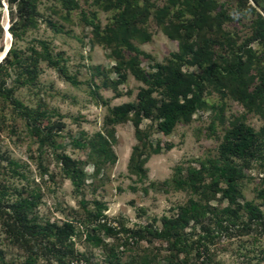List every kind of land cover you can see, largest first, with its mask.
I'll return each instance as SVG.
<instances>
[{"label": "rangeland", "instance_id": "374dc122", "mask_svg": "<svg viewBox=\"0 0 264 264\" xmlns=\"http://www.w3.org/2000/svg\"><path fill=\"white\" fill-rule=\"evenodd\" d=\"M75 1L76 8L67 10L57 0H34V25L25 29L17 46L28 53L27 49L36 40H44L52 54L60 58L59 65L77 83H69L42 61L35 79L17 87L14 94L26 106L47 113L48 118L39 121L43 126L48 120L61 122L63 128L54 137L57 152L83 161L87 150L74 148L71 138L87 140L102 130L109 109L136 101L143 84L130 71L134 61L145 73L154 71L155 64L179 53L180 36L187 44L194 45L203 58H208L204 66L227 64L232 54L245 50L241 43L250 35L255 12L264 17V0H246V3L215 0L217 9L211 16L219 11L225 15L220 19L208 17L201 29L189 31L196 0H189L188 4L179 0L174 5L167 0H138L141 13L133 19L127 35L136 52L100 42L119 12L113 5L114 0ZM0 3L1 54L12 41L6 34L11 23L18 21L14 24L18 33L23 27L16 17L10 20L6 1L0 0ZM90 14H94L100 26L99 35L82 18L83 15L90 18ZM146 36L148 39L144 40ZM250 47L255 55L259 54L258 43L252 42ZM179 63L185 73H202V67L196 64L189 65L184 60ZM12 78L0 74V80L9 86ZM202 100L203 105L187 120L178 122L167 136L157 131L155 121H140L148 146L141 157V175L128 170L132 148L139 145L133 124L130 121L116 124L112 143L115 164L102 167L99 163H87L84 186L78 195L59 174L51 150L46 149L39 156L35 138L10 108L0 103V111L5 114V124L0 125V156L18 164L13 172L7 161L0 160V249L5 262L22 264L32 258L33 264H56L35 257L29 248L14 246L2 225L6 206L28 197L35 202L30 216L58 224L73 222L77 260L69 264H264V231L251 227L245 235H238L246 232L241 222L225 229L227 222L223 221L220 210L227 203L219 194L209 201L205 218L198 223L191 221L179 231L178 249L172 244V230L163 228V218L173 219L190 199L199 200V195L178 189L172 182L175 177L183 178L188 168L198 169L201 163L216 160L224 135L235 120L255 131L264 128V101L241 102L226 89L219 90L209 84L204 87ZM156 146L160 150L155 153ZM244 174L245 178L238 181L243 200L252 201L264 210L256 197L262 186L264 161H251L244 168ZM81 199L104 203V217L99 222L87 215L82 217L78 204ZM88 207L92 209L90 204ZM245 220L244 215L241 221ZM217 221L222 222V227L217 226ZM101 224L114 228V234L104 232ZM201 226L209 230L203 231ZM134 232L144 237L138 239ZM156 232L161 236H155ZM87 235L100 239V245L95 246L93 240L86 239Z\"/></svg>", "mask_w": 264, "mask_h": 264}, {"label": "trees", "instance_id": "16d2710c", "mask_svg": "<svg viewBox=\"0 0 264 264\" xmlns=\"http://www.w3.org/2000/svg\"><path fill=\"white\" fill-rule=\"evenodd\" d=\"M9 9L11 21L13 17L22 21V32L14 29L15 21L7 29L11 36V43L4 57L0 61V74L7 77L13 76L9 86L4 80H0V103L9 107L11 113L23 122V125L35 138L38 155L51 150L53 161L59 174L67 179L75 194H80L85 182V167L87 163L100 164L102 167L112 166L116 162V155L112 149L115 141V125L121 122L130 121L134 127L135 139L139 143L132 148L129 159L128 170L135 175H141V157L144 155L147 146L145 133L140 128V121L148 119L155 121L157 131L164 136L171 133L176 124L187 120L194 111L203 105L202 94L206 84L212 85L219 90L222 88L229 91L233 98L241 102L249 103L264 101V17L255 12L250 23V35L241 43L245 50L232 54L227 64H209L204 66L208 58H203L200 51L194 45L187 44L182 37L180 39L179 53L172 54L170 59L163 63L155 64V70L145 73L133 62L131 73L133 77L143 84L136 95V101L125 103L109 109L100 132H96L87 140L71 138V145L74 148L87 150L86 160L73 159L66 153L57 152V145L54 137L63 128L61 122H48L42 125L39 121L48 118L46 112L40 111L23 104L15 97V89L32 82L37 76V69L40 62H45L49 67L64 77L66 81L75 85L77 82L69 76L63 66H60V58L54 56L47 42L36 40L28 49V53L21 51L17 42L21 40V34L28 26H33L36 16L34 0H5ZM62 7L68 9L76 8L75 0H57ZM179 0H167L168 4L174 5ZM188 4L189 0H182ZM246 3V0H244ZM113 5L119 9L112 26L106 28L100 42L116 47H126L128 50H137L129 43L128 33L131 31L133 19L139 12L138 0H114ZM1 7V3H0ZM192 10L193 20L189 23V31L199 30L204 20L208 17L221 18L223 11L214 13L217 9L215 0H196ZM250 9H252L250 7ZM191 12V10H190ZM90 18L83 15L86 25L92 27L94 33L99 35L100 26L94 20V14ZM51 27H55L51 25ZM1 34V28H0ZM146 36L144 40H147ZM256 42L260 45V52L255 55L250 44ZM180 60L186 61L189 65L196 64L202 67L201 74H192L181 70ZM156 95H159L158 99ZM5 114L0 111V125H4ZM264 141V128L255 131L244 122L235 120L231 128L224 135L223 142L218 149V158L214 161L208 160L200 164L198 169L188 168L183 178L175 177L172 182L178 189L188 190L192 194L199 195V200L190 199L180 209V212L173 219L163 218L164 230H172L170 237L173 238V246L178 249L181 243L180 230H183L192 221L198 223L205 218L208 211V203L216 194L226 201L227 206L220 211L224 215L223 221L227 222L225 229L237 223H243L246 232L238 235H245L252 227H260L264 231V210L252 201L243 200L242 191L238 183L245 178L244 168L253 160H263L262 142ZM159 146L153 149L158 152ZM7 161L11 171L15 172L17 162L0 156V160ZM239 162V163H238ZM178 172V171H177ZM97 174V172H96ZM180 174V173H179ZM209 178V182L206 179ZM169 184V182H165ZM256 197L264 206V177L262 186L257 190ZM242 200V202L240 201ZM200 201L206 204L202 205ZM79 208L82 217H92L99 222L104 217L102 212L106 210L104 203L93 201L88 203L81 199ZM92 206V209L88 205ZM35 206L33 199L28 197L19 198L8 204L7 210L2 219V225L8 233L12 244L17 247L31 249L35 257L47 263L69 264L75 256L74 237L76 235L73 222L58 224L56 222L41 221L29 215ZM246 217L245 222L241 217ZM217 226L222 227V222L217 221ZM107 234H114V228L100 225ZM203 231L207 227L201 226ZM170 232V231H169ZM138 233V232H137ZM135 235L136 232H134ZM161 236V233H155ZM142 235H137L142 239ZM86 239L93 240L95 246L101 241L98 238L87 235ZM180 251V250H178ZM30 257V256H29ZM35 259L29 258L22 264H33ZM0 264H8L4 260V252L0 249Z\"/></svg>", "mask_w": 264, "mask_h": 264}, {"label": "bare ground", "instance_id": "6f19581e", "mask_svg": "<svg viewBox=\"0 0 264 264\" xmlns=\"http://www.w3.org/2000/svg\"><path fill=\"white\" fill-rule=\"evenodd\" d=\"M6 25H7V24H6ZM6 34H7V36H10L8 30L6 31ZM8 44H9V43H8ZM6 45H7V44H6ZM7 47H8V45H7ZM3 53H4V52H2V53L0 54V57L3 55Z\"/></svg>", "mask_w": 264, "mask_h": 264}, {"label": "water", "instance_id": "95a60500", "mask_svg": "<svg viewBox=\"0 0 264 264\" xmlns=\"http://www.w3.org/2000/svg\"><path fill=\"white\" fill-rule=\"evenodd\" d=\"M9 46H10V45H9ZM9 46L5 49L3 55L1 56V59L4 57V55H5L6 51L8 50Z\"/></svg>", "mask_w": 264, "mask_h": 264}]
</instances>
